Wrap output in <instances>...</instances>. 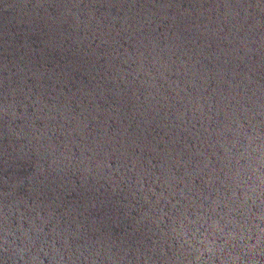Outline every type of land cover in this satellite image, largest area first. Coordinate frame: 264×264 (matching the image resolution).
Listing matches in <instances>:
<instances>
[{
    "label": "water",
    "instance_id": "1",
    "mask_svg": "<svg viewBox=\"0 0 264 264\" xmlns=\"http://www.w3.org/2000/svg\"><path fill=\"white\" fill-rule=\"evenodd\" d=\"M0 264H264V0H0Z\"/></svg>",
    "mask_w": 264,
    "mask_h": 264
}]
</instances>
